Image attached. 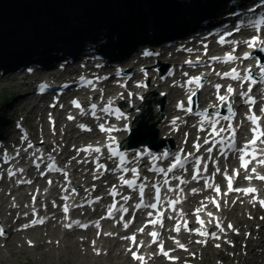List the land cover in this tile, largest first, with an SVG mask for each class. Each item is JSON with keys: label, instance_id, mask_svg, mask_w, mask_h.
Returning a JSON list of instances; mask_svg holds the SVG:
<instances>
[{"label": "snow or ice", "instance_id": "snow-or-ice-1", "mask_svg": "<svg viewBox=\"0 0 264 264\" xmlns=\"http://www.w3.org/2000/svg\"><path fill=\"white\" fill-rule=\"evenodd\" d=\"M254 9H249V11H253ZM264 24V17H262L261 19L257 20L255 22V24L253 25L255 28H256V35H253L250 39L246 40L244 43L247 45V47L251 48V49H254L256 50L258 48L259 51L261 52H264V36L261 35V32H262V29H261V25ZM236 31H239V26H237L236 28ZM232 33H228V35H231ZM219 43L223 44L225 43V40H224V37L222 36ZM187 51H192L191 49H188ZM233 51H235V49H233ZM144 56H152L153 53L151 52H148V51H145L143 53ZM205 55H207V46H205ZM250 56V53H245L244 55V59H248ZM211 59L213 60H219L218 57H211ZM237 59V57L233 56L231 53L227 54L224 58V62L227 63L229 61H233ZM186 63H189L191 64L192 62L191 61H186ZM257 66L260 67V82L261 83H264V66H260L259 64V61H257ZM31 71V70H29ZM143 71V70H142ZM187 75V74H185ZM217 75H221L220 73H217ZM223 76L224 77H230L231 79L233 80H242L243 81H249L251 82V84H255L257 81L254 80L249 72L248 75H246L245 77H241L240 74L236 71V69H232L231 72H226V73H223ZM88 83H91V81H88ZM187 83L189 84H196V86L199 88V87H202L201 85V78L200 77H193L191 78ZM137 87H146V85H143V84H137ZM222 86L221 85H215V88L217 90V99L219 100L220 102V105L219 106H226L227 107V110L228 112L231 114V116H224L223 117V120L225 121H230L231 117H234L235 116V112L233 111V108H232V104L229 102V98L228 96H224V95H219V91H220V88ZM227 93L229 94V96H231L233 93H234V89L232 88L231 85H229L226 89ZM252 91V88L251 86H249L248 88V91L247 92H242L240 93V96L241 97H247V99L245 100V103L248 104V105H254L256 103L255 99L253 97H251L250 95H248V93H250ZM129 95H131V93H129ZM195 95V92L191 93V95L188 97V100H189V104H191V100H192V96ZM73 103L75 104V106L77 108L80 107V105L73 101ZM177 107L180 108V109H184L185 106H184V103L183 102H180L177 104ZM96 108V105L93 104L92 105V109L95 110ZM104 111H107V109H104ZM187 112H191L192 109L191 107H188L186 109ZM262 112H264V108L261 109ZM95 114V112L93 111V115ZM216 115L218 116L219 113H216ZM69 119H73V117H69ZM126 119V117H125ZM176 119H179L178 117ZM176 119H174L172 121L173 124L176 123ZM246 119L251 123V127H250V132H251V139L247 140V142L242 146V147H239L237 148L236 146V143H235V137H236V129L232 127L231 123H229L227 126H224V127H220V128H217V123L218 121H213L211 122L210 124V128L211 130L208 131L207 129H205L203 127V122H201V126L198 128V131H201V132H205L206 133V136L207 137H210L209 138H204L203 139V144L204 145H213V144H224L225 142V139H229L231 140V143L228 145L229 148H232V149H235V151L238 153V159H239V163H240V168L244 169L246 172L249 170V165L254 161V160H257V149H256V146L257 144H261V145H264V129L261 128L260 126V119L261 117H258L253 111H252V108L249 107V111H248V114L246 115ZM82 128H84L83 125H81ZM195 127V125H194ZM99 129L100 131L102 132H112V131H118L119 129H114V128H106L104 124H100L99 125ZM86 131H90L91 129H84ZM125 131L128 130V127L127 125H125L124 129ZM177 131L179 129H176ZM229 133L230 135L228 137H222L221 134L222 133ZM187 133H185V138H187ZM220 137L219 140H217L216 138ZM109 139L114 143L115 142V138L114 137H109ZM200 137L197 138V141H199ZM185 142H187V139H185ZM29 147H31V145H29ZM193 147L195 148L196 152H199L202 148V145L199 143V142H196L193 144ZM109 148H110V151H111V156H116V155H119L120 156V161L121 163H123L125 161V157L120 154L118 152V150L116 151H112L111 150V146L109 145ZM81 151H95L97 153H99L101 151L100 148H95V149H92V148H85V149H82ZM205 151L208 153V154H211L213 152V147L212 146H209L205 149ZM181 152H183V150H181ZM220 152H221V155H224L225 158L226 157V153L223 151V149H220ZM6 155V154H5ZM17 155H19V151H17ZM145 155H151L150 152H143V153H137V157H140V156H145ZM165 156H167V153L164 154ZM189 156H193L192 153H188L184 156L183 160L181 159V156L180 155H175L174 156V159L176 161V163L174 165H172V168H169L168 171H171L173 168H175L177 165H180V166H183V164L185 163H188V157ZM137 157H134L133 160L131 161L132 163H134L137 159ZM111 158V157H110ZM153 159H156V157H153ZM193 162H194V171H193V174H192V179L193 180H197L198 178L201 177V158L200 157H194L193 156ZM260 165L264 166V159H261V160H258L257 161ZM101 168H103L104 166L103 165H100ZM117 167H120V165L118 164ZM126 171H131L133 173H136L137 176H138V172L136 169H125ZM151 170V169H150ZM216 172L217 173H221V169L219 167H216ZM160 171H164V169H160ZM203 171H207V164H204L203 165ZM252 173H255V168L251 169ZM224 178L227 180V187H228V191L231 192V191H237V192H243L244 194L246 195H252L253 196V203H259V205L261 207H264V199H258L254 194L257 192V190L255 188H246V189H234L233 188V177L232 176H229L227 174V170L225 169L224 172L221 173ZM234 175L238 176L239 175V171L238 170H234L233 172ZM14 175L13 172L9 171V176H12ZM253 178L252 175H248V176H245L244 179L246 180H251ZM256 179H260V180H264V176H260V175H256L255 177ZM49 183H52V181H49ZM123 183L125 185H133L134 184V181H130V180H127V179H124L123 180ZM168 181L165 180V184H167ZM181 183H183V181H181ZM212 185H210L207 181H205V184H204V187L205 188H208V187H211ZM172 189H169V191H171ZM193 192L196 191V189H193L192 190ZM215 191L219 194L220 192V188L217 186L215 188ZM119 193H117L115 191V188L109 193V195L111 196H116L118 195ZM226 194V193H225ZM139 196H140V199H141V203H137L135 205V208L139 209L141 207H151L153 209L157 208V203L160 201V193H159V189H156V195H155V200L157 201V203H152L150 205H145L142 203L143 201V196H144V185H141L140 188H139ZM100 198L98 197L97 200H99ZM123 199L125 201H128L130 199V197L128 196H124ZM180 201H169V204L170 206L173 208V210H175V204L179 203ZM213 203L216 205L217 208H219V203L216 202V201H213ZM113 209H115V205L112 206ZM63 211L65 213L68 212V207L65 206ZM121 211L123 212H128V209L127 208H121ZM200 212V209H197L196 210V213H197V221L201 224H203V221L199 220V215L198 213ZM158 215L162 216L163 213H159ZM209 215L211 216V213H209ZM108 216L111 217L112 216V211H109L108 212ZM148 216H152V212H149L148 213ZM36 223H44L43 220H38V221H33V224H36ZM78 226L80 227H87V225H79V222H75ZM130 223V222H129ZM129 223H125L124 224V227L127 228L129 226ZM149 224H152V225H156V224H161L162 226V221L160 219H156V220H149L148 221ZM99 225H97L98 227ZM148 225L146 224L145 227H147ZM185 229L186 230H189L187 229V223L185 222ZM24 227H27V225H25ZM66 228L68 229H71L73 227V224L69 223L67 225H65ZM217 227L220 229V231H224V228L221 227L219 225V223H217ZM229 229H232L233 226L231 224H229L227 226ZM138 231L140 232H143L144 231V228H140ZM175 231L179 232L180 231V227L179 225L176 226L175 228ZM189 231H192V230H189ZM197 234L202 236V237H206V236H211V238L213 239H220L219 236H217L215 233H208V232H204V231H199V230H196ZM6 233H5V230L2 226H0V237H3L5 236ZM149 235L153 238V243L156 242V239L158 237V233L157 232H151L149 233ZM124 239H128L132 242L133 245H136L137 247H139L140 245L137 244V241H136V236L135 235H132L130 237H124ZM57 243H59V241H57ZM93 245L95 244V241L92 242ZM177 245L184 249L185 251H187V249L185 248V246L183 244H180L179 241H176ZM196 243H207V241H201V240H198L196 241ZM28 244L29 246H33L32 245V242L31 241H28ZM217 248L220 247L219 244H216L215 245ZM95 250V249H94ZM159 250H160V254L164 255L165 257H168L169 254L168 252L164 251V248H163V245L160 244L159 246ZM129 253L131 254L132 256V259L133 260H136V261H139L141 262V264H143L144 262V257L142 255H138L136 251H133L132 248H129L128 249ZM97 254L99 255L100 253L97 251ZM170 259H175V258H172L170 257Z\"/></svg>", "mask_w": 264, "mask_h": 264}, {"label": "bare ground", "instance_id": "bare-ground-1", "mask_svg": "<svg viewBox=\"0 0 264 264\" xmlns=\"http://www.w3.org/2000/svg\"><path fill=\"white\" fill-rule=\"evenodd\" d=\"M185 2H186V0L181 2L180 6H181V9H182L181 11H183V12L186 11V13L188 11L192 10V9H195V10L200 11L202 13V12H205V10L207 8H209V6L214 4V0H189V2H187V3H185ZM222 6L223 5L214 6V8L215 9H220ZM187 16H190V20L192 22H196V20L199 18V15L197 13H195V12H189L187 14ZM184 18L185 17L181 18L180 21L182 19H184ZM169 21H171V24L166 26L165 30H171L172 29L170 31V33H174V30L178 26L180 21L174 22L173 19L169 20ZM91 24L94 25L95 23H91ZM61 25H63V26H60L58 24H52L50 26V30L41 31V33L39 34L37 39H30L31 37L30 38H25L22 35H17V36L5 39L4 41L0 42V62H2L3 59H5L9 55L11 50H14L18 45H20V44H22L24 42H29V43L34 44V45H40V44H42L44 42L49 41L51 38H53L54 36H56V35H58L60 33H61V45L70 46V42H69V40H67L64 37V33L65 32H70V31L78 28V26L75 25V24H73L71 26H69L70 24H61ZM29 36H30V34L27 37H29ZM167 96L169 98L172 97V91L171 90L167 92ZM145 98H147V99L151 98V90H148L146 92ZM145 105L146 104H144V103L140 104V106L142 108H144ZM143 114H141L140 117ZM143 117H145V115ZM154 117L155 118L159 117V114L157 112H155L154 113ZM160 129L164 131V130L168 129V127L165 126V125H162V126H160ZM177 136H178V134L173 135L174 138L177 137ZM55 232H56L55 229H51L50 230L51 234H54ZM66 234H69V232H67ZM66 236L68 238V235H66ZM18 239L20 240V243H22V238H21L20 235H18ZM64 245L66 247V249H65L66 253L64 254V250H62V249L57 252V257L61 258V256L64 255L63 256L64 260L68 259V261H69V256L72 255V256H75L77 259H79L81 261L80 254H83L84 255V259L81 262L82 264H133L127 258L122 256V255H124L123 253H119L118 255H113V256H107L105 258V260H103V262H102V261L99 260V259H101L100 257H93L92 256V253H91L89 248H88V250L85 253H80V250H79V248L77 246V243L75 241H68ZM48 247L50 249V248H52L54 246L53 245L52 246L48 245ZM18 248L19 249H23L24 251H26L24 247L21 248L20 246H18ZM6 249H9V247L8 248L6 247ZM2 250H4V249H2ZM2 250H0V251H2Z\"/></svg>", "mask_w": 264, "mask_h": 264}, {"label": "rangeland", "instance_id": "rangeland-1", "mask_svg": "<svg viewBox=\"0 0 264 264\" xmlns=\"http://www.w3.org/2000/svg\"><path fill=\"white\" fill-rule=\"evenodd\" d=\"M142 8H144V4L142 5ZM121 12L123 11L121 10ZM29 28L30 27L28 26L27 29ZM16 87L17 85L14 82L9 81L6 77L0 78V104L1 101L5 99L6 96L10 97V95H13V99L11 100L10 105L12 103L13 104L22 103L23 97L20 98V95H16V94H21V95L24 94L19 93V90ZM6 108H8L7 104L0 105V115H3V117L5 118L9 117L11 114V111H9L11 110V108L10 109L8 108V111ZM28 115L30 114L28 113ZM24 246L27 247L26 251H20V250L1 251L0 264H81L80 260L72 255L69 256V261H68V259L64 260L63 258H56V253H53L54 254L53 257L42 256L39 250L34 248H29L26 245Z\"/></svg>", "mask_w": 264, "mask_h": 264}, {"label": "trees", "instance_id": "trees-1", "mask_svg": "<svg viewBox=\"0 0 264 264\" xmlns=\"http://www.w3.org/2000/svg\"><path fill=\"white\" fill-rule=\"evenodd\" d=\"M52 1L58 0H10L8 2H0V17H3L6 14L9 15L15 10H18L19 13H23L28 12L33 8L37 9L39 6L46 9L52 6Z\"/></svg>", "mask_w": 264, "mask_h": 264}]
</instances>
